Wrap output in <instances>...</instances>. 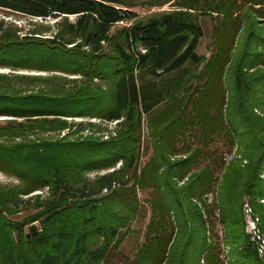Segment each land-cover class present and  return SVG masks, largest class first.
Segmentation results:
<instances>
[{"label": "trees", "instance_id": "1", "mask_svg": "<svg viewBox=\"0 0 264 264\" xmlns=\"http://www.w3.org/2000/svg\"><path fill=\"white\" fill-rule=\"evenodd\" d=\"M138 3L171 9L142 17ZM0 10L58 19L46 37L0 21V68L47 74L0 75V173L19 181L0 183V264H104L147 212L143 242L120 264H264L242 214L247 200L264 233V0ZM199 17L213 21L207 58Z\"/></svg>", "mask_w": 264, "mask_h": 264}, {"label": "rangeland", "instance_id": "2", "mask_svg": "<svg viewBox=\"0 0 264 264\" xmlns=\"http://www.w3.org/2000/svg\"><path fill=\"white\" fill-rule=\"evenodd\" d=\"M137 1H139V0H137ZM170 9H171V6H169L168 4L163 6V7H160V8H158V7L151 8V7H147V6H144V5L138 3L137 7L134 8V11L137 12V14L142 16V17H146L148 15H152L155 13H161L164 11H168ZM68 19L70 21L73 20L72 17H70ZM57 20L58 19H54V18H47L45 20L39 19V18L33 19L30 17H25V16L20 15V14L12 13V12L5 11V10H0V21H3L7 26H9L12 30H15L17 32V34H20L21 36L28 35L29 33H31L35 29L40 30V31H44L42 33V35L45 37L50 36V35H52V32L54 31V28H53L54 23ZM199 23L203 28L204 36H203V38H201L199 40V44L196 48V53L198 55H201V56H204L207 58L209 56V53L211 50V44L210 43H211V31H212L213 21L210 20L208 17H199ZM123 25H124V23H119L116 26L119 27V26H123ZM0 75L10 76V75H47V74L46 73H38V72H30V71H11L10 69H6V68L1 69L0 68ZM6 120H7L6 117H0V126L4 125ZM68 120H71V119H68ZM73 121H88V120L76 118V119H73ZM91 121H93L94 123H99V121H96V120H91ZM102 127L104 130H106V132L102 133L103 136L114 135V131L117 128V122H116V124L114 122H109V123L104 122V123H102ZM144 127L145 126L143 125V128ZM145 136H146V131L143 130L144 145H145V141H146ZM231 151L227 152V154L225 153V155H224V158H226L227 161H230L231 157L235 153V149H233ZM228 153H230V154H228ZM149 154H150V151L144 152L141 155L140 161L143 162V161L147 160ZM0 174L3 175V179H0V183L11 184V185H15V184L19 183V181L16 178L12 177L11 175L4 174V173H0ZM93 175L94 174H90L89 177H92ZM263 176H264V172L262 174V177ZM45 192H46V190L43 189L41 191H36V192H34L28 196H24L23 198L24 199H26V198L32 199L36 195H45ZM146 198H147V193H145V192L143 193L140 191L139 192V199L143 204V208L146 207L148 209L147 204H145L146 202H144V200ZM207 199H208L207 202L209 203L211 201V196H208ZM30 213H32V210L28 209L24 212H21L20 216H18V217L21 218L22 216H25V215L30 214ZM255 215H257V214H255ZM148 218H149V212H147V214L144 218L138 219L136 222H134L132 224L131 232L127 233L125 238L122 240V243L118 248V251H110V253L108 254V256L104 262V264H120L122 257H128V258L133 257V254L137 250L138 246L143 242L142 234L144 233V229H145V226L148 222ZM243 222H244V233L246 234L244 216H243ZM258 227L260 230V235L263 236V238H264V233L262 232V230L260 228V220H259ZM216 228L219 231V236L221 237L223 234L222 233V227L220 225H217ZM221 247H222V249H224V248L227 249V247L224 245H222Z\"/></svg>", "mask_w": 264, "mask_h": 264}, {"label": "built area", "instance_id": "3", "mask_svg": "<svg viewBox=\"0 0 264 264\" xmlns=\"http://www.w3.org/2000/svg\"><path fill=\"white\" fill-rule=\"evenodd\" d=\"M109 123V122H108ZM116 124V121H114ZM106 138V137H104ZM260 202L264 205V197L260 200ZM242 213L245 220V231L249 237V240L253 244L255 251L262 261H264V238L260 235V230L258 227L259 217L255 215L252 207L249 205L247 200H244L242 205ZM223 257L227 254V249H222Z\"/></svg>", "mask_w": 264, "mask_h": 264}, {"label": "clouds", "instance_id": "4", "mask_svg": "<svg viewBox=\"0 0 264 264\" xmlns=\"http://www.w3.org/2000/svg\"><path fill=\"white\" fill-rule=\"evenodd\" d=\"M0 179H3V175L2 174H0Z\"/></svg>", "mask_w": 264, "mask_h": 264}, {"label": "crops", "instance_id": "5", "mask_svg": "<svg viewBox=\"0 0 264 264\" xmlns=\"http://www.w3.org/2000/svg\"><path fill=\"white\" fill-rule=\"evenodd\" d=\"M2 69V68H1Z\"/></svg>", "mask_w": 264, "mask_h": 264}]
</instances>
